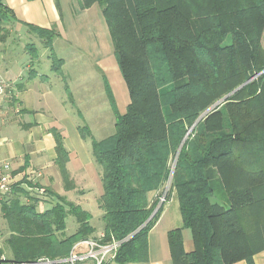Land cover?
I'll return each instance as SVG.
<instances>
[{
  "label": "trees",
  "instance_id": "obj_1",
  "mask_svg": "<svg viewBox=\"0 0 264 264\" xmlns=\"http://www.w3.org/2000/svg\"><path fill=\"white\" fill-rule=\"evenodd\" d=\"M77 2L80 10H100L129 99L119 115L104 80L115 132L91 140V155L100 167L101 242L120 245L103 264L146 262L148 233L172 196L182 222L167 232L172 264H252L264 251V0ZM11 20L13 13L0 0V28ZM28 30L52 52L53 30ZM27 50L36 54L33 44ZM51 59L60 75L62 61ZM80 131L82 139L89 138ZM51 133L54 164L68 191L73 189L68 154L60 133ZM168 182L164 201L147 221ZM48 194L56 201L42 212L37 211L40 198L18 184L12 197L0 202L8 229L0 256L15 263L54 262L66 258L76 242L99 239L87 211ZM68 217L76 230L67 236ZM183 231L189 233L190 251Z\"/></svg>",
  "mask_w": 264,
  "mask_h": 264
},
{
  "label": "crops",
  "instance_id": "obj_2",
  "mask_svg": "<svg viewBox=\"0 0 264 264\" xmlns=\"http://www.w3.org/2000/svg\"><path fill=\"white\" fill-rule=\"evenodd\" d=\"M1 2L11 10L14 16V20L9 22L10 32L14 27L19 31L24 30L27 34L29 32L28 26H32L43 30H53L56 35L52 39V52L43 46L48 51L45 62L37 58V52L34 55L28 51L30 56L15 54L9 48L13 38L9 43L6 39H0V81L7 86L4 96L0 98V161L9 163L13 178L20 188L28 185L21 175L28 173V171H34L36 168L38 172L41 171L44 178H47L48 183L45 182L40 187L33 184L35 189L31 188V190L41 189L44 186L49 187L51 186V179H53V192L67 197L68 194L77 191L81 184H85L84 181L90 179L85 174L88 171L87 166L91 165L92 162L89 157H84V159L79 157L77 150L68 146L67 132L63 130V126L59 125L64 120L59 119L58 123L54 116L44 115L42 110L48 104V100H46L48 94L41 87V84L48 79L47 76L40 74L43 72L40 68L44 67L46 68L45 72L51 73V70L54 71V67L45 65L50 60L52 61V56L62 61L61 74L52 73L55 74L54 77L57 80L59 79L64 84V91L68 99L72 100L73 108L75 103L68 85L69 73L64 70L66 62L63 58L56 56L54 44L56 41L67 42L72 55L93 60V68L101 77L104 93L105 80L115 101L110 76L119 82L118 79L121 75L113 56L107 28L98 7L92 6L87 10H80L77 0H58L59 7L56 6L55 0H1ZM34 59L36 60L33 62ZM80 68L78 70L83 71ZM60 103L62 104L61 107H67L64 102ZM51 129L60 133L68 154L66 170L73 186V189L68 191L65 190L61 175L55 168V142ZM82 140L86 141L87 139ZM25 164L27 167L21 171ZM19 170L21 172H17ZM46 174H48L47 177ZM71 203H76L87 211L83 207L84 200L71 201ZM181 224L178 204L172 196L164 204L157 223L148 233L147 261L125 264H172L167 243V232L181 227ZM186 237H184L185 250L187 247L192 248L191 242L188 246L185 244ZM188 237L190 239L189 235ZM187 241H189L188 238ZM3 257L6 259L5 256ZM108 264L117 263L110 262ZM235 264L247 263L242 261ZM252 264H264V251L254 255Z\"/></svg>",
  "mask_w": 264,
  "mask_h": 264
},
{
  "label": "rangeland",
  "instance_id": "obj_3",
  "mask_svg": "<svg viewBox=\"0 0 264 264\" xmlns=\"http://www.w3.org/2000/svg\"><path fill=\"white\" fill-rule=\"evenodd\" d=\"M9 25V22H7L2 25V28H0V38L6 39L7 43H9V41L13 38L9 48L17 55L21 56L22 54H27L30 56L27 47L33 44L38 55L37 58L45 62V57L48 55V51L43 48L42 43L44 40L38 38L34 33L28 32L25 34L24 30L19 31L14 27L10 32L11 27ZM261 43L264 49V31ZM54 44L56 56L58 58H63L66 62L64 70H67L69 73L68 85L70 92L72 93L75 106L72 108V100L68 99V96L64 91V84L59 79L57 80L56 77H54L55 74L52 72H55V70H51V73H47L45 72L46 68L42 67L40 70L43 72L40 74L47 76L48 80L43 82L41 87L48 94L46 100H48L47 103L50 104H47L42 111H44L43 113L45 116H54L58 123L59 119L64 120V122L59 123V125L63 126V130L67 132L68 146L71 149L77 150L76 152H78L79 157L81 156L83 159L84 157H89L92 162L91 165L87 166L86 169L88 171L87 174H85L88 175L90 179L88 181H84L85 184H81L77 191H74L72 194H68L65 198L70 202L84 200L83 207L92 215L90 222L96 228V234L99 238V236L102 235V221L100 218L102 212L97 207V199L102 194V187L100 182V167L95 163L91 155V140L101 141L113 135L115 132V116L108 105L101 77L93 68V60L88 58L82 59V57H75L72 55L70 46L67 42L56 41ZM35 60L36 59H34L33 62ZM88 62L90 63L88 64ZM50 65L53 67L51 60L46 63L45 66L49 67ZM79 67H81L83 71L78 70ZM110 78L112 79L111 88L115 98L116 111L119 115H123L129 103L125 83L121 77L118 79L119 82H117V79L115 80L113 76H110ZM60 102H64L67 107H61L62 104ZM81 129H84L87 133L86 135L89 136L86 141L81 139ZM175 158L173 162H171V168L174 167ZM21 171L19 170L17 172ZM45 176L47 177L48 174ZM21 177H23V180L26 184H28L21 187V189H23L29 196H37L41 200L37 206V211L42 212L50 208L51 205L55 203L56 199L50 197L48 194V191H54L52 187L53 179H51L50 182L51 186H44L41 189L36 190H34V188L31 190V188H29V184L32 186L34 184L40 187V185L42 186L45 182L46 184L48 183L47 178H44L41 171L38 172L36 168L34 171H28V173L21 175ZM168 188L169 182L164 186L163 195L160 200L165 195ZM20 200L23 203L27 202V199L23 197H21ZM73 204L77 205L76 203ZM75 230L76 224L74 220L71 217H68L66 219L65 235H71L75 232ZM188 235L189 233L184 231V237L187 236L185 238V244L187 246L189 245V242H191ZM7 237V224L0 211V249H4V240ZM187 238L189 241H187ZM112 243L113 242H110V244ZM186 249V251H190L192 248L187 247ZM3 256H5V254L0 257Z\"/></svg>",
  "mask_w": 264,
  "mask_h": 264
},
{
  "label": "built area",
  "instance_id": "obj_4",
  "mask_svg": "<svg viewBox=\"0 0 264 264\" xmlns=\"http://www.w3.org/2000/svg\"><path fill=\"white\" fill-rule=\"evenodd\" d=\"M6 84L0 81V98L4 96ZM16 182L13 178L10 165L7 162L0 161V202L8 201L13 194V188ZM164 201V197L160 203ZM102 235L99 239H87L76 242L69 255L58 261H50L47 259H40L35 262L15 263L8 261L4 257H0V264H52L55 262L68 263V264H103L113 259L116 249L120 243H102Z\"/></svg>",
  "mask_w": 264,
  "mask_h": 264
},
{
  "label": "water",
  "instance_id": "obj_5",
  "mask_svg": "<svg viewBox=\"0 0 264 264\" xmlns=\"http://www.w3.org/2000/svg\"><path fill=\"white\" fill-rule=\"evenodd\" d=\"M261 73H264L261 72ZM260 73V74H261ZM260 74L257 75H253L251 76L244 84H242L240 87H238L237 89H235L234 91H232L230 94H228L227 96H225L224 98H222L221 100H219L218 102H216L213 106H211L208 110H206L199 118L198 120L195 122V124L202 119L206 114H208L211 111H214L215 109L219 108L229 97H231L236 91H238L239 89H241L243 86H245L246 84L250 83L254 78H256L257 76H259ZM194 124V125H195ZM194 125L188 130L187 135L191 132L192 128L194 127ZM176 160V158H175ZM173 169V168H172ZM170 182V181H169ZM161 203L158 204V206L156 207V209L153 211V213L151 214V216L149 217V220L152 219V217L156 214V212L158 211L159 207H160Z\"/></svg>",
  "mask_w": 264,
  "mask_h": 264
}]
</instances>
